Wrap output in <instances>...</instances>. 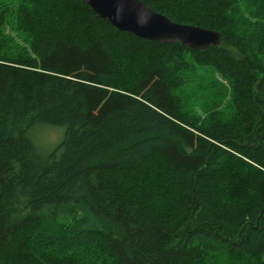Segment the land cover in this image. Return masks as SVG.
I'll list each match as a JSON object with an SVG mask.
<instances>
[{"label":"trees","instance_id":"16d2710c","mask_svg":"<svg viewBox=\"0 0 264 264\" xmlns=\"http://www.w3.org/2000/svg\"><path fill=\"white\" fill-rule=\"evenodd\" d=\"M142 1L221 44L0 0V264H264V0Z\"/></svg>","mask_w":264,"mask_h":264},{"label":"water","instance_id":"95a60500","mask_svg":"<svg viewBox=\"0 0 264 264\" xmlns=\"http://www.w3.org/2000/svg\"><path fill=\"white\" fill-rule=\"evenodd\" d=\"M100 17L117 29L139 37L163 42L179 41L183 46L201 49L222 42L215 29L177 22L153 9L142 0H83ZM264 257V254H263Z\"/></svg>","mask_w":264,"mask_h":264},{"label":"rangeland","instance_id":"374dc122","mask_svg":"<svg viewBox=\"0 0 264 264\" xmlns=\"http://www.w3.org/2000/svg\"><path fill=\"white\" fill-rule=\"evenodd\" d=\"M13 35L17 36L13 31ZM18 39H20L17 36ZM199 78L195 77V81H198ZM184 98L186 99L189 107H192L195 111L201 113L202 110L200 108V103L203 100L197 99V93L195 88L189 83L186 87L184 94ZM39 125V126H38ZM37 126H33L28 130L29 137L36 144L39 150L46 152L55 147L62 138L63 135V126L58 125H48V124H38Z\"/></svg>","mask_w":264,"mask_h":264}]
</instances>
